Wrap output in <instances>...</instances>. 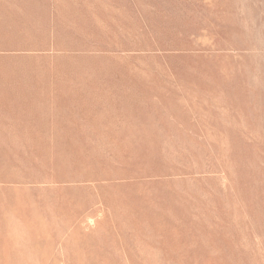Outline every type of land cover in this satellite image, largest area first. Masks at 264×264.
<instances>
[{
  "label": "rangeland",
  "instance_id": "374dc122",
  "mask_svg": "<svg viewBox=\"0 0 264 264\" xmlns=\"http://www.w3.org/2000/svg\"><path fill=\"white\" fill-rule=\"evenodd\" d=\"M0 264H264V0H0Z\"/></svg>",
  "mask_w": 264,
  "mask_h": 264
}]
</instances>
